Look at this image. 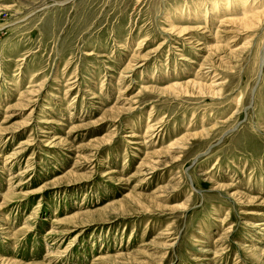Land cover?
Listing matches in <instances>:
<instances>
[{"label": "rangeland", "instance_id": "obj_1", "mask_svg": "<svg viewBox=\"0 0 264 264\" xmlns=\"http://www.w3.org/2000/svg\"><path fill=\"white\" fill-rule=\"evenodd\" d=\"M214 1L0 0V264H264V0Z\"/></svg>", "mask_w": 264, "mask_h": 264}, {"label": "bare ground", "instance_id": "obj_2", "mask_svg": "<svg viewBox=\"0 0 264 264\" xmlns=\"http://www.w3.org/2000/svg\"><path fill=\"white\" fill-rule=\"evenodd\" d=\"M218 2H219L218 0H215V1H214V4H218ZM214 4H213V7H215ZM230 7H231V6H229V8H230ZM229 8H228V11L230 10ZM202 91H203V90H202ZM122 94H123V93H122ZM14 155L16 156V154H13V156H14ZM227 228H229V226H228ZM227 228H226V229H227Z\"/></svg>", "mask_w": 264, "mask_h": 264}]
</instances>
